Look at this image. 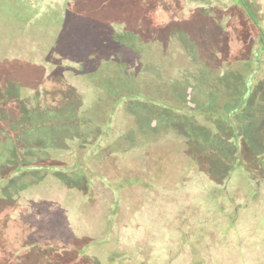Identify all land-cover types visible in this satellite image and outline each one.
Returning a JSON list of instances; mask_svg holds the SVG:
<instances>
[{"label":"rangeland","instance_id":"374dc122","mask_svg":"<svg viewBox=\"0 0 264 264\" xmlns=\"http://www.w3.org/2000/svg\"><path fill=\"white\" fill-rule=\"evenodd\" d=\"M138 1L0 0V264H264V0Z\"/></svg>","mask_w":264,"mask_h":264},{"label":"flooded vegetation","instance_id":"af4514ba","mask_svg":"<svg viewBox=\"0 0 264 264\" xmlns=\"http://www.w3.org/2000/svg\"><path fill=\"white\" fill-rule=\"evenodd\" d=\"M127 3H126V7H127V10H128V12L129 13H134V10H135V8L139 5V1L138 0H125ZM233 3L230 5L232 8H241V7H243L244 9H245V7L247 8V9H249V6L247 5V2H246V0H231ZM229 5V4H228ZM141 6H142V4H141ZM193 7V6H192ZM204 8H205V10H207L208 12H214L216 9V7H214L213 5H205L204 6ZM250 13H252V12H250ZM250 18L251 19H253L252 18V14H250ZM140 34V33H139ZM140 35H142V34H140ZM140 96L141 97H143L142 96V94H140ZM131 97V96H130ZM158 104H159V106H161L162 108H163V110L162 111H165L164 109H165V103H164V101L163 100H161V99H159L158 100V102H157ZM178 110V109H177ZM233 111H235V109L233 108ZM176 112H178V111H176ZM19 136V135H18ZM21 139H22V137H21ZM158 141L160 140V139H157ZM161 140H163V139H161ZM160 143L162 142V141H159ZM159 143V144H160ZM19 148H23L22 147V145H20V146H18Z\"/></svg>","mask_w":264,"mask_h":264},{"label":"trees","instance_id":"16d2710c","mask_svg":"<svg viewBox=\"0 0 264 264\" xmlns=\"http://www.w3.org/2000/svg\"><path fill=\"white\" fill-rule=\"evenodd\" d=\"M234 109H235V108H234ZM78 162H79V160L74 161V163H72V164H75L74 167H77V163H78ZM18 163L21 164L22 167L24 166L23 162H18ZM82 164H83L82 162H81V164L79 163V166L82 167V166H83ZM71 167H72V166H71ZM24 168H25V166L23 167V169H24ZM23 169H22V170H23ZM24 170H25V169H24ZM24 170H23V171H24Z\"/></svg>","mask_w":264,"mask_h":264},{"label":"crops","instance_id":"0c3cea01","mask_svg":"<svg viewBox=\"0 0 264 264\" xmlns=\"http://www.w3.org/2000/svg\"><path fill=\"white\" fill-rule=\"evenodd\" d=\"M92 187V186H91Z\"/></svg>","mask_w":264,"mask_h":264}]
</instances>
